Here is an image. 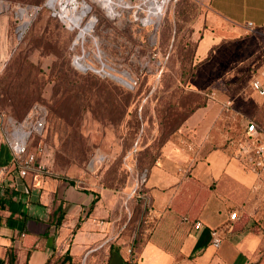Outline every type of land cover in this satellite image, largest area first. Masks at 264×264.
Wrapping results in <instances>:
<instances>
[{
	"label": "rangeland",
	"instance_id": "1",
	"mask_svg": "<svg viewBox=\"0 0 264 264\" xmlns=\"http://www.w3.org/2000/svg\"><path fill=\"white\" fill-rule=\"evenodd\" d=\"M49 1L0 0L1 144L13 125L44 117L32 150L41 148L47 170L121 191L126 199L157 162L163 138L182 128L199 105L231 102L239 135L249 121L264 130V97L249 86L252 75L264 70V37L253 33L230 41L201 67L196 49L207 27L209 0H172L159 22L149 25L143 0H128L131 6L119 8L116 16L95 0H77L91 7L83 27L93 26L79 41L80 30L69 29L60 17L62 5L49 8ZM83 65L101 74L78 69ZM123 89L132 93L128 103ZM138 222L139 213L130 221L129 236Z\"/></svg>",
	"mask_w": 264,
	"mask_h": 264
},
{
	"label": "crops",
	"instance_id": "2",
	"mask_svg": "<svg viewBox=\"0 0 264 264\" xmlns=\"http://www.w3.org/2000/svg\"><path fill=\"white\" fill-rule=\"evenodd\" d=\"M247 23L264 37V0H209L196 49L201 67L225 44L253 34ZM237 114L223 99L194 112L147 172L145 193L133 188L126 199L49 171L20 177L8 136L6 145L0 139V197L10 193L0 204V264H129L130 249L134 264H264V181L234 155L231 142L242 137ZM195 221L203 228L194 229ZM212 230L222 238L218 249Z\"/></svg>",
	"mask_w": 264,
	"mask_h": 264
},
{
	"label": "built area",
	"instance_id": "3",
	"mask_svg": "<svg viewBox=\"0 0 264 264\" xmlns=\"http://www.w3.org/2000/svg\"><path fill=\"white\" fill-rule=\"evenodd\" d=\"M152 1L162 7H167L169 2L172 0ZM3 8L4 4L0 3V10H2ZM154 23L156 22H152L150 24ZM246 28L252 33L256 32V28L253 23H247ZM250 88L260 97H264V71L259 76H255L252 78L250 82ZM230 106V103L226 102L227 111H230ZM44 115H46V113ZM29 122L33 124L31 128H27ZM44 122V117L36 121L32 119L31 116H29L20 125H13V132L10 133V135H8L7 137V142L12 154V163L18 169L20 177L25 178L31 173L46 174L48 172L45 163L40 159V155L37 152L38 150L41 151V148H39L37 151L32 150V145L35 138L43 134ZM183 144L185 145V143ZM231 146L234 150L235 157L240 160L242 166L247 171L256 174L264 181V130L260 129L255 122L249 121L246 125L242 137L237 141H232ZM5 173V168H2L0 170V185L4 184ZM233 216L236 217V215ZM183 221L189 222V219L187 217H184ZM192 224L193 228L196 230H200L203 228V224L201 221H195ZM211 237L212 246L216 249L220 248L222 244V238L218 231L212 230ZM129 253L132 257L130 258V260H128L129 264H134L135 259L132 255V249L129 250Z\"/></svg>",
	"mask_w": 264,
	"mask_h": 264
},
{
	"label": "bare ground",
	"instance_id": "4",
	"mask_svg": "<svg viewBox=\"0 0 264 264\" xmlns=\"http://www.w3.org/2000/svg\"><path fill=\"white\" fill-rule=\"evenodd\" d=\"M100 4L110 16H116L120 12L119 8H125L126 6H131L130 1L128 0H95ZM56 2H59L61 7L60 17L63 22H65L69 29H79V37L83 39L86 34L92 31L93 26L88 24L86 27H83V22L86 18V15L90 12L88 11V5L79 3L77 0H50L48 3L49 8H55ZM144 4L147 6L148 15L144 19L145 24H150L152 22H159L160 18L163 16L165 11V6L162 7L159 4L155 3L152 0H143ZM144 6V5H143ZM26 14L25 9L19 11L20 16ZM24 28V26L22 27ZM100 57V56H99ZM80 59V58H79ZM83 60V59H82ZM105 65V64H104ZM107 71V70H106ZM103 70L105 75H109ZM101 74V71H99Z\"/></svg>",
	"mask_w": 264,
	"mask_h": 264
},
{
	"label": "trees",
	"instance_id": "5",
	"mask_svg": "<svg viewBox=\"0 0 264 264\" xmlns=\"http://www.w3.org/2000/svg\"><path fill=\"white\" fill-rule=\"evenodd\" d=\"M119 89H120V87H119ZM120 90H122V89H120ZM124 93H126V94H124ZM122 94L124 95V96H126V98H128L127 99V103L131 100V98H132V93L130 92V91H126V90H124L123 89V92H122ZM128 105H126V103H125V109L124 110H126V107H127ZM203 107H205V104H201V105H199L198 107H196L194 110H193V112H191L183 121H182V123L180 124L181 126L185 123V121L194 113V112H196L198 109H200V108H203ZM53 111H55L54 109H53ZM124 113H126V111H124ZM19 116V114H17V112H16V114L14 113V117L15 118H17ZM180 128V126L178 127V129ZM177 128L176 129H174L173 131H171L170 132V134L168 135V136H166V137H164L163 138V141H162V148L169 142V137H171V135L176 131V130H178ZM37 137H39V136H37ZM36 137V138H37ZM150 168L151 167H148L147 168V172L150 170ZM143 184V183H142ZM143 193H145V191H144V189H143V185H141V187H138L137 189H136V192H135V195L137 196V195H139V194H143ZM8 194H10V193H8V190L7 191H5V193H4V195H2L1 197H0V204L1 203H4L3 201H5L4 200V198L6 197V196H8ZM62 219H63V217H59L58 218V220H57V222H56V227H58V226H60L61 225V222H62ZM143 222H144V218L142 219V223H141V227H140V230H139V234L141 233V229H142V226H143ZM138 234V235H139ZM8 259H9V261L11 262L12 260H13V251H9L8 252Z\"/></svg>",
	"mask_w": 264,
	"mask_h": 264
},
{
	"label": "water",
	"instance_id": "6",
	"mask_svg": "<svg viewBox=\"0 0 264 264\" xmlns=\"http://www.w3.org/2000/svg\"><path fill=\"white\" fill-rule=\"evenodd\" d=\"M88 11H91V7L89 5H88ZM27 25H28V23H25L24 24V28L27 27ZM78 37H77V39H78ZM78 69H80L83 72H86L88 70H92L95 73H100L97 69H95L94 67L88 66V65L79 66ZM123 75L126 76V77H129V74L127 72H125ZM108 76L111 77L112 79H114L115 81H117L118 83L124 85L125 87L132 88L130 83L127 80H125L124 78L117 77V76L112 75V74H109Z\"/></svg>",
	"mask_w": 264,
	"mask_h": 264
}]
</instances>
